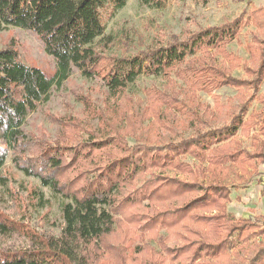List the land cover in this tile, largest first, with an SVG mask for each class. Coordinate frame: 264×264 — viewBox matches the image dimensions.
<instances>
[{"label":"trees","instance_id":"obj_1","mask_svg":"<svg viewBox=\"0 0 264 264\" xmlns=\"http://www.w3.org/2000/svg\"><path fill=\"white\" fill-rule=\"evenodd\" d=\"M127 2L0 0V30L35 32L57 63L48 76L14 48H0V185L12 154L18 170L66 198L57 235H38L0 209V237H22L19 245L0 246V264H264V215L237 217L228 209L235 180L264 163V48L253 35L250 84L233 75L240 60L226 48L244 27L261 26L264 6L132 56L106 55L96 41ZM73 67L107 86L103 107L81 99L97 121L63 122L65 134L53 147L29 139L28 110L49 100ZM139 75L161 76L176 91L150 87L135 99L128 87ZM223 86L235 87L237 100L215 95L200 116L195 93ZM168 134L174 139L164 140ZM137 234L142 242L130 253Z\"/></svg>","mask_w":264,"mask_h":264},{"label":"rangeland","instance_id":"obj_2","mask_svg":"<svg viewBox=\"0 0 264 264\" xmlns=\"http://www.w3.org/2000/svg\"><path fill=\"white\" fill-rule=\"evenodd\" d=\"M262 6L264 0H158L157 5L150 6L141 0H128L127 5L108 22L105 36L97 39L96 44L100 50H105L106 55L132 56L149 46L186 39L201 29L223 25L245 11L250 12ZM253 35L256 36L255 41L260 43L258 46L264 48V21L258 27L255 24L244 27L236 39L226 46L240 60L233 75L248 83L255 79V74L248 75L246 71V67L248 69L253 64L247 47L252 44ZM6 47L17 50L24 62L40 67L48 76L56 72L55 58L47 54L42 39L33 31L20 27L0 30V48ZM199 68L200 66L197 67ZM171 78L175 79L174 76ZM169 84L172 88L168 87L167 79L161 76L139 75L130 83L128 90L135 99H144L145 89L150 87L167 93L176 91ZM173 84L178 86L182 82L174 81ZM261 86L260 92L263 93L264 84ZM248 91L252 93V88ZM237 92L235 87L230 86L214 88L211 94L198 90L193 106L198 103L202 105L197 107L201 116L206 106H214L215 95L225 103L230 98L237 100ZM17 98H22L21 87L17 89ZM84 98L94 102L97 107H103L108 99L107 86L101 78L86 77L73 67L69 78L53 87L49 100L28 110L23 131L29 139H36L53 147L65 134L63 122L75 117L83 127H87L90 122L94 124L97 121H90L91 117L81 102ZM187 105L188 112L196 110L191 104ZM253 105L259 107V101L255 100ZM156 106L159 107V104ZM148 115H151V111ZM192 133L191 130H184L181 135L188 137ZM168 135L164 136V140L174 139L172 135ZM240 137L244 143L242 145L248 146L249 139L245 135ZM12 159L13 155L10 154L2 171L7 180L0 185L1 211L12 221L25 223L38 235L59 234L63 226L61 209L66 198L42 185L38 178L26 176L15 167ZM187 161L194 162L190 157ZM234 184L231 202L228 204L229 211L237 217L254 218L264 215V163L259 164L256 172L246 174L243 180L237 179ZM21 238L17 235L0 237V246L19 245L22 243ZM140 242L142 235L137 234L127 244L129 252H133ZM152 245L155 246V243Z\"/></svg>","mask_w":264,"mask_h":264}]
</instances>
